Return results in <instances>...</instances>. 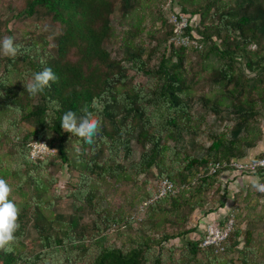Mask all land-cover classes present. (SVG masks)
I'll return each mask as SVG.
<instances>
[{"label":"trees","instance_id":"1","mask_svg":"<svg viewBox=\"0 0 264 264\" xmlns=\"http://www.w3.org/2000/svg\"><path fill=\"white\" fill-rule=\"evenodd\" d=\"M170 1L161 16L163 30H147L150 41H156L151 47L142 39L147 28L139 13L142 0H23L21 8L8 6L12 13L0 19V32L5 28L15 37L8 28L14 19L35 24L16 40L25 45L23 55H0V136L12 141L15 164L5 166L0 154V178L20 196H10L20 209L17 241L11 251L0 250V264H264V243L251 223L243 226L241 212H231L234 228L221 252L203 247L192 223L197 209L208 214L226 198L220 176L234 171L211 173V164L246 157L263 139L258 120L264 111V0ZM176 11L189 17L188 32L202 48L170 41L173 25L167 13ZM116 12L119 25L123 20L131 24L120 38ZM195 53L199 60L193 64ZM44 67L52 68L57 81L41 94H27L21 79ZM203 85L211 93H199ZM197 97L204 113L215 118L210 143L199 152L186 144V134L198 135L207 121L194 109ZM85 107L101 121L93 145L64 131L60 122L64 112L81 115ZM229 120L231 126L214 129ZM39 140L56 149L55 158H30L28 144ZM134 141L141 149L138 159L133 158ZM58 165L78 174L66 193L73 201L68 214L55 209L61 196L50 194L58 178H48L47 171ZM258 175L264 179L263 172ZM140 176L144 192L126 210L101 205V181L136 183ZM163 178L175 182L176 192L147 205L146 218L135 220L129 210L137 214ZM242 194H234V206ZM88 213L92 218L86 222ZM122 229L135 234L121 245L108 240L110 230ZM30 230L35 232L31 239Z\"/></svg>","mask_w":264,"mask_h":264},{"label":"rangeland","instance_id":"2","mask_svg":"<svg viewBox=\"0 0 264 264\" xmlns=\"http://www.w3.org/2000/svg\"><path fill=\"white\" fill-rule=\"evenodd\" d=\"M22 3L23 0H0V19L7 20L11 16L12 11L8 6L21 8ZM170 7H171L170 0H142V8L140 9L139 13L140 15H144V20H145L144 22L147 26L142 39L146 40V44H148L149 42L150 47L153 46L156 43V41L155 40L150 41L151 37L147 35V30L150 29V27H155V26L161 28L162 27L161 16H163L164 13L170 9ZM167 15L169 17L170 12L167 13ZM118 17H119V12H116L114 16V21H115L117 36L118 38H120V36L123 34L120 33L122 29L131 28V24L128 20H123L122 21L123 23L119 25ZM34 24L35 21L33 19H26V20L14 19L13 21H10V23L8 24V28L14 32L16 40H19L21 39L20 31L23 29H29L33 27ZM42 24H43L42 30L47 31L48 25L46 23H42ZM161 30L163 29L161 28ZM7 34L8 32L5 31V28H3V32H0V38L7 36ZM118 41L120 42V39ZM192 59H193L192 60L193 64L198 62L199 60L198 55L195 53L192 56ZM211 60L215 61L216 58L213 57L210 59V61ZM138 80L144 81L145 78L143 76H138ZM13 81L14 84L18 88H20V83L16 77H14ZM202 90L211 93L210 88L208 86L199 87L198 90L199 93H201ZM194 109L198 112L204 113L202 103L200 99H198V97L194 101ZM2 118L4 117L0 116V120ZM232 124L233 123L230 120L225 121L223 125L218 126L217 128L214 129L223 130L226 125L231 126ZM214 125H215V118L211 115H207V121L204 125H202L201 129L198 132V135L186 134L187 146L194 147L197 152L201 151L203 147L207 146L210 143L209 131L214 127ZM258 125L261 127L263 131L262 137L264 138V111L263 114L259 117ZM13 140L14 142H16L19 140V138L16 137L13 138ZM5 141H8V143L6 144ZM0 142H2V146H0V154H2V158L5 161L4 162L5 166L7 164H11V167L14 168L15 164L12 161L11 153H10V151L12 150V145H11L12 141H10V138L8 140L5 137L3 138L0 136ZM260 142L256 145V147L249 149L247 151V156L264 153V151L257 152L256 148L260 144ZM133 146L135 148V154L133 158L138 159L141 153V149L136 145L135 141L133 142ZM53 150L55 153L56 149L53 148ZM50 156H51L50 158H55L56 155L52 154ZM54 160L56 162H60L59 158H56ZM130 162L131 160L127 164H129ZM47 172H48V178H50V176H54L55 178H58L57 182L54 185H52L50 191V194L55 193L61 196V198L56 203L55 209H58L57 210L58 212H64L68 214V212L72 211L73 201L72 199L66 197V193L72 188L73 184H75L78 181V174L76 171L70 170L66 165L52 166L50 167V169H48ZM137 179L138 180H136V183H131L128 181L117 183L114 182L113 180L101 181L98 184V194L100 196L99 198L101 200L100 201L101 205L113 212L116 209L121 208L122 206H124L123 209L126 210L128 206L125 205L129 204L130 200L140 196V194L144 192V185H143L144 177L140 176ZM24 191L30 193L27 187H25ZM252 191L249 190L250 195L248 197H246L247 191H244L242 196H240L239 202L235 204V206L231 211L234 212L235 214L241 212L242 215L245 217V222L243 226H247L248 223H251V226L254 227L258 238H260V240H262L264 243V196H261L262 193L254 189H252ZM12 196L20 199L19 194H16V192ZM209 198L211 199L212 196ZM196 211L201 212L204 210L197 209ZM129 212L131 216L134 215V217H136L135 220L137 221L144 219L147 216V209H145L144 211L139 210V212L136 211L137 214H135V210L133 209L129 210ZM195 214L193 215V218H195ZM90 218H92V215L88 213L85 218L86 222L87 220H90ZM137 221L134 223L135 228H137L140 225L138 224ZM122 230L123 231H120V233H117L115 230H110L108 235V240L110 242H115L117 245H121L122 242H124L129 236L135 234L134 231L129 229L128 230L122 229ZM34 236H35V232L33 230H30L29 239H31ZM176 242L182 243L181 240H178Z\"/></svg>","mask_w":264,"mask_h":264},{"label":"clouds","instance_id":"3","mask_svg":"<svg viewBox=\"0 0 264 264\" xmlns=\"http://www.w3.org/2000/svg\"><path fill=\"white\" fill-rule=\"evenodd\" d=\"M24 51L25 45L17 43L16 37L0 38V55L15 59L18 55H23ZM41 63H46V61L42 59ZM57 79L51 67H44L41 71L31 73L30 78L21 80L24 82L27 94L36 96L43 93ZM93 106L98 107L96 101H93ZM81 112V115H77L72 110L64 112L60 118L62 129L73 136L82 138L86 144L93 145L99 136L100 118L88 107L83 108ZM47 123L50 125L49 122ZM252 166L253 170L256 167H264V160H254ZM250 183L254 190L264 193V182H261L258 177L252 179ZM12 192V186L4 178H0V250L4 251L12 250V245L17 241L16 233L20 227L18 222L20 209L14 199H10Z\"/></svg>","mask_w":264,"mask_h":264},{"label":"built area","instance_id":"4","mask_svg":"<svg viewBox=\"0 0 264 264\" xmlns=\"http://www.w3.org/2000/svg\"><path fill=\"white\" fill-rule=\"evenodd\" d=\"M169 22L173 25V34L171 42L185 47L202 48L203 44L198 38L192 36L189 32L190 21L189 17L181 12H173L169 16ZM29 156L33 160L45 159L46 157L54 154V150L45 140L32 141L28 144ZM254 160H264L262 157L253 158H231L223 162H215L211 164L210 172L214 173L220 168H227L234 172L243 173H264V167H256L253 170L252 162ZM156 192L154 195L140 208V211H144L146 206L153 203L155 200L165 196L169 193H175L177 186L174 181L168 178H163L156 183ZM234 228V213H230L225 225L220 227L219 224L209 223L206 226L205 233L202 239L203 247H213L216 252H221L225 248V242L228 236Z\"/></svg>","mask_w":264,"mask_h":264},{"label":"crops","instance_id":"5","mask_svg":"<svg viewBox=\"0 0 264 264\" xmlns=\"http://www.w3.org/2000/svg\"><path fill=\"white\" fill-rule=\"evenodd\" d=\"M257 152L264 151V138L261 140L260 144L257 146ZM258 155V154H257ZM256 155L246 156L245 158H253ZM259 178L261 182H264V179L258 175V173H245V174H237L236 172H224L220 176V180L224 192L226 193V198L223 199V204L217 205L213 212L208 214L205 211H196L195 218H193V225L197 227L194 235L198 238H201L204 233L207 224L214 223L219 224L220 221H223L232 211L234 206V194L239 192L252 191L251 180L254 178ZM253 192V191H252ZM220 226V224H219Z\"/></svg>","mask_w":264,"mask_h":264}]
</instances>
